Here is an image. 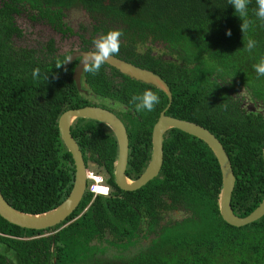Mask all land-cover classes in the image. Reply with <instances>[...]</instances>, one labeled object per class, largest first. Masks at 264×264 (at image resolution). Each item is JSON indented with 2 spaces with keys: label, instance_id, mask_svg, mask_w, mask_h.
Returning <instances> with one entry per match:
<instances>
[{
  "label": "trees",
  "instance_id": "1",
  "mask_svg": "<svg viewBox=\"0 0 264 264\" xmlns=\"http://www.w3.org/2000/svg\"><path fill=\"white\" fill-rule=\"evenodd\" d=\"M73 8L89 17L74 30L66 21ZM256 8V0H250L247 19L253 23L243 33V21L228 0H0V191L5 201L36 214L68 197L75 168L58 119L65 111L104 101L119 107L108 110L124 122L126 175L137 179L150 160L152 128L168 104L163 92L107 64L96 75L83 72L86 93L79 91L72 79L76 61L65 68L70 53L59 55L53 40L36 50L12 45L11 38L22 33L17 20L24 17L74 34L81 50L110 30H122L115 56L168 85L172 103L165 115L199 124L221 142L235 176L232 210L239 217L249 215L264 198V76L253 67L264 57V22L256 18ZM249 39L257 42L252 52L245 48ZM157 46H162L160 55H153ZM146 89L156 92L160 103L151 112H137L131 98ZM244 102L263 109L252 111ZM72 136L83 153H90L84 158L87 168L93 163L111 191L94 195L87 186L78 208L46 230L20 228L0 217V264H264V216L239 228L223 221L221 172L201 140L167 131L158 176L128 192L114 183L117 142L109 128L78 119Z\"/></svg>",
  "mask_w": 264,
  "mask_h": 264
},
{
  "label": "water",
  "instance_id": "2",
  "mask_svg": "<svg viewBox=\"0 0 264 264\" xmlns=\"http://www.w3.org/2000/svg\"><path fill=\"white\" fill-rule=\"evenodd\" d=\"M90 52H74L65 61V66L79 58L74 68L72 78L79 91L81 89V75L83 73V56ZM68 59V58H67ZM66 59V60H67ZM116 69L122 75L135 81L148 84L163 92L168 104L160 113L151 132V156L143 173L135 180L127 177L126 170L129 156V139L122 121L111 111L99 106H85L65 111L58 119V130L65 148L72 157L75 175L72 190L68 197L55 208L36 214L24 213L11 207L3 198L0 191V217L8 223L24 229L46 230L64 222L79 206L87 189V167L83 160L78 144L71 135V125L78 119L94 120L107 126L117 142V158L113 164L115 185L122 191H136L156 178L163 164L164 135L171 129L179 130L201 140L212 152L221 172V189L218 194V211L224 222L233 227H243L264 216V198L261 203L247 216L239 217L231 207L232 193L235 187V176L227 153L221 142L203 126L176 119L165 115L172 103V94L168 85L156 74L149 70L136 67L117 57H110L105 63ZM85 92V91H83ZM86 93V92H85ZM264 159V147H263Z\"/></svg>",
  "mask_w": 264,
  "mask_h": 264
},
{
  "label": "clouds",
  "instance_id": "3",
  "mask_svg": "<svg viewBox=\"0 0 264 264\" xmlns=\"http://www.w3.org/2000/svg\"><path fill=\"white\" fill-rule=\"evenodd\" d=\"M250 0H228V4L232 5L235 13L238 14V17L243 21L241 24V31L244 33L249 30L253 21L247 19L248 17V5ZM257 8L255 10V16L260 21L264 22V0H256ZM123 35V31L116 29L110 30L106 34L99 36V38L93 41L95 50L87 53L83 56L81 62L83 63V72L96 75L100 72L102 66L108 61L110 57H114L120 51L121 40L120 38ZM227 35H231L229 31ZM257 46V42L254 39H249L245 48L248 52H252ZM70 57L66 61H69ZM65 63V62H64ZM63 63V64H64ZM62 64H58L57 67H60ZM254 69L258 76H264V57H262L259 63L255 64ZM39 74V68L33 70V77H37ZM131 103L135 105L137 112L148 111L151 112L155 109V106L160 103L159 95L150 90L146 89L142 94L133 95L131 98ZM91 177L100 178V182L97 183L95 179L87 178L88 190L94 195H108L110 191L109 187L103 185V177L101 175L92 174ZM89 182H92L91 186L98 184L99 186L107 189L106 193L92 192L89 187Z\"/></svg>",
  "mask_w": 264,
  "mask_h": 264
},
{
  "label": "flooded vegetation",
  "instance_id": "4",
  "mask_svg": "<svg viewBox=\"0 0 264 264\" xmlns=\"http://www.w3.org/2000/svg\"><path fill=\"white\" fill-rule=\"evenodd\" d=\"M27 21H28V29H29V27L30 26H33L35 23H32L31 21H29L28 19H27ZM41 25H43L42 23H41ZM69 25V24H68ZM43 26H46V25H43ZM70 26V25H69ZM47 28L49 29V31L50 32H52L51 34H52V38H50V39H48L47 41H45L43 44H38L39 45V47H30V46H17L16 44L18 43V41L16 42V40L17 39H21L22 37H23V35H22V33H23V31H22V33H21V35H15V36H13L12 38H11V40H12V45L16 48V49H18V48H33V49H42V47H46V45H47V42L49 41V40H53V43H54V47L57 49L56 50V52L59 54V55H63V54H66L67 52H69L70 54L69 55H71L72 53H74V52H81V51H84V52H92L93 50H94V46H88V50H81V46H82V44H81V41L78 39V41L76 42V43H73L72 45H70L69 46V48H68V50H65V48H62L61 47V44H59L57 41H66L68 38H72L73 36L75 37V35L73 34V35H63L61 32H58V31H56V30H54L53 28H51V27H49V26H47ZM73 28V30H74V27H72ZM77 28V27H76ZM75 31L77 32V30L75 29ZM77 37V36H76ZM86 38H88V36H86ZM47 48V47H46ZM162 48V46H157V49H161ZM138 53H140L142 50L140 49V47L138 46V47H135L134 48ZM128 51V49H126V52ZM43 52H45V51H43ZM159 52V50H157V51H153L152 52V54L153 55H160V52ZM125 54V53H124ZM68 55V56H69ZM68 56H66V58H65V61H66V59L68 58ZM114 57H116V56H114ZM118 58V57H117ZM129 59V61H131V60H136V59H133V58H128ZM122 60V59H121ZM64 61V62H65ZM76 61V65H75V67L77 66V64H78V62H79V58H76L75 60H73L69 65H67V66H65L64 64V67L65 68H67L68 66H70L71 64H73L74 62ZM126 62H128V61H126ZM128 63H130V64H132L131 62H128ZM134 65V64H133ZM108 66V65H107ZM74 67V68H75ZM108 67H110V66H108ZM137 67V66H136ZM74 68H73V71H74ZM110 68H112V67H110ZM140 68V67H139ZM114 69V68H113ZM142 69H144V68H142ZM145 70H147V69H145ZM150 71V70H149ZM152 72V71H151ZM153 73V72H152ZM73 74V73H72ZM73 79V78H72ZM74 81V80H73ZM98 102H99V100H98ZM100 105H101V103H99ZM244 104V106L246 107V108H249V109H251L252 111H254V110H257V111H260V110H262L263 109V106L260 104V103H258L257 105H256V107L255 108H252V106H250V104L248 103V102H244L243 103ZM102 105H103V107H106V108H104V109H109L110 107H116L115 106V104L113 103V102H108V101H104L103 103H102ZM101 105V106H102ZM101 106H99V107H101ZM103 107H101V108H103ZM116 108H119V107H116ZM110 111V110H109ZM112 112V111H111ZM116 115V114H115ZM117 116V115H116ZM118 117V116H117ZM119 118V117H118ZM120 119V118H119ZM76 122V121H75ZM75 122L71 125V128H70V132H71V135H72V131H73V128H74V125H75ZM123 124H124V122H122ZM125 126V125H124ZM126 128V127H125ZM127 131V130H126ZM73 137V136H72ZM74 138V137H73ZM75 140V139H74ZM76 141V140H75ZM77 143V142H76ZM64 145V144H63ZM79 147V146H78ZM67 150V149H66ZM79 150H80V148H79ZM81 151V150H80ZM81 154H82V157H83V160H84V158H87L89 155H90V153H83V151H81ZM85 162V161H84ZM86 165V164H85ZM88 165H89V163H88ZM86 167H87V165H86ZM91 172H89L88 171V173H87V178H89V176H90V178H91ZM103 177V179L104 180H102V183H104L103 185H106V187L108 186L109 187V190L108 191H111V189H110V186L109 185H107V183H106V180L105 179H107V177L106 176H102ZM96 179V181H97V183H99L100 182V178H95ZM91 185H92V182H89V187H91ZM105 189L104 187H102V186H99L98 184H95L94 186H93V190H95L96 192H99V193H106V192H101L100 191V189Z\"/></svg>",
  "mask_w": 264,
  "mask_h": 264
},
{
  "label": "rangeland",
  "instance_id": "5",
  "mask_svg": "<svg viewBox=\"0 0 264 264\" xmlns=\"http://www.w3.org/2000/svg\"><path fill=\"white\" fill-rule=\"evenodd\" d=\"M88 15L86 12L80 8H73L68 12V16L66 18V21L69 23L71 27L76 28L80 21L88 23ZM17 24L21 25V30L23 31L22 35L23 37L21 39H17L16 44L17 46H30V47H39L38 44H43L48 39L52 38V32L49 31L47 26H43L39 23H35L33 26L24 27L28 25V21L26 18H20L17 20ZM78 37H72L68 38L66 41H57L59 44H61L62 48H65V50H68L69 46L73 43H76L78 41ZM155 51L159 50L154 48ZM89 168L87 171L91 172V174H96L94 169L96 168L93 163H89ZM0 252H4V247L0 245Z\"/></svg>",
  "mask_w": 264,
  "mask_h": 264
},
{
  "label": "built area",
  "instance_id": "6",
  "mask_svg": "<svg viewBox=\"0 0 264 264\" xmlns=\"http://www.w3.org/2000/svg\"><path fill=\"white\" fill-rule=\"evenodd\" d=\"M90 179H95V177H91ZM95 180H96V179H95ZM90 190H91L92 192H95V190H93V186H91Z\"/></svg>",
  "mask_w": 264,
  "mask_h": 264
},
{
  "label": "snow or ice",
  "instance_id": "7",
  "mask_svg": "<svg viewBox=\"0 0 264 264\" xmlns=\"http://www.w3.org/2000/svg\"><path fill=\"white\" fill-rule=\"evenodd\" d=\"M100 191H101V192H106L107 189H103V188H102V189H100Z\"/></svg>",
  "mask_w": 264,
  "mask_h": 264
}]
</instances>
